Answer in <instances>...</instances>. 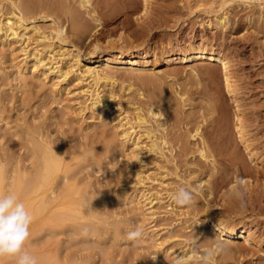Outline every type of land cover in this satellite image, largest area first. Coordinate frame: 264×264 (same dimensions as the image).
Listing matches in <instances>:
<instances>
[{
  "label": "rangeland",
  "instance_id": "1",
  "mask_svg": "<svg viewBox=\"0 0 264 264\" xmlns=\"http://www.w3.org/2000/svg\"><path fill=\"white\" fill-rule=\"evenodd\" d=\"M38 1L56 6L53 11L37 8L28 15L51 38L37 42L33 35L26 51L37 47L44 53L53 48L54 52L67 49L75 54L73 43L87 51L97 43L102 49L112 43L149 48L155 55L149 57L148 66L139 69L90 63L107 69L104 72L115 83L102 82L96 87L87 79L78 80L75 73L58 82L53 75L43 79L30 69L20 71L16 65L25 56V44L0 40V169L4 184L22 173L25 180L38 177L45 146L50 145L61 161L45 196L49 194L45 200L53 203L46 202L50 206L44 214L43 210L37 218L33 215L24 250L38 264H168L165 258L171 264L184 252L196 257L188 264H197L199 256L187 246L195 230L201 251L216 241L226 244L228 251L213 264H264V0H150L148 9L143 0H89L86 6L83 0H31V5ZM11 9L10 0H0L1 19ZM45 13L52 17L43 18ZM74 13L90 26V37L84 41L72 29ZM222 13L227 15L225 26L216 18ZM59 25H64L71 43L60 45L52 37L53 28ZM191 42L214 45L231 60L232 74L244 93L245 123L257 157L244 149L234 130L231 98L223 86L220 66L180 58L166 63L161 56L162 51H174ZM95 87L104 99L116 93V106L95 107L91 95ZM136 107L142 109L146 125L160 141H167L161 144L163 154L146 152L137 158L124 146L114 118L120 112L134 122ZM150 110L160 115L153 117ZM197 128L205 140L200 135L193 137ZM136 172L142 174L143 185L135 184ZM236 177L251 178L250 188H243V208L232 196ZM10 185H4L5 194L10 193ZM180 187L196 190L193 205H174L171 197ZM140 192L143 198L153 199L155 217L146 210L150 205L144 206ZM91 200L90 207L82 208ZM67 203L74 204L70 207L75 213ZM210 212L252 227L257 243L220 236ZM49 214L56 217L52 223H48ZM84 228L87 235L82 234ZM136 228L143 230V238L127 241V232ZM155 254V261L148 258ZM0 264L15 262L4 258Z\"/></svg>",
  "mask_w": 264,
  "mask_h": 264
},
{
  "label": "bare ground",
  "instance_id": "2",
  "mask_svg": "<svg viewBox=\"0 0 264 264\" xmlns=\"http://www.w3.org/2000/svg\"><path fill=\"white\" fill-rule=\"evenodd\" d=\"M149 1L150 0H143V2L145 4L144 5L145 9L146 8L148 9L147 6L149 4ZM241 1L242 2L243 1L248 2L250 0H241ZM86 3L89 4V0H83L82 1V4L85 6L88 5ZM223 3H224V1H223ZM249 4H250V2H249ZM10 5H11L12 9L9 12L7 11L6 14H4L3 19H1L2 15L0 16V40H2V42L5 41V42H9V43H12L11 41L23 42L25 44V46H23L22 50L23 51L25 50V52H24L25 56H24L22 61L17 63V65H16L17 69L20 71L30 69V70H32L33 74L37 75L39 73V76H41V77L43 76V79H47L50 75H53L54 76L53 78L55 80H57L58 82H61V81H65L70 74L75 73L78 80L84 82V80L87 79V80H89L88 83H94V85L96 87L99 85V83H102V82H106V83L109 82V83H112L114 85L115 83L113 81V77L110 76L109 74H107L106 72H104L107 69L104 70L103 68H98V66H93L90 63L101 62L102 65L106 66V68L129 66V68H132V69H139V68H142V67L144 68V67L148 66L147 64L149 61V57H151L152 54L155 55V53H154L155 51H151L149 48L148 49H142V48H137V47H127V48H125L123 46L117 47L115 44H112V43L110 45L108 44L109 46H107L106 48H103V49L97 43L94 46H92L93 49H89L88 51L79 49L78 44L73 43L72 44V48H74L73 50H77V52L75 54L71 53V51H68L67 49L62 51V52H56V51L54 52L53 48L51 50H49V53H44L42 49H38L37 47H34V51H32V52L26 51L25 47L29 46V42L32 39L33 35L35 36V38H37V42L38 41L46 42V41L50 40V38H51V37H49V35L46 34V32L44 30L41 31V29L37 25L32 23V22H35L34 21L35 17H32V16L29 17L28 15L31 13L33 15L34 10H36L37 8H39L41 10L42 9H44V10L50 9L49 11H53L54 7L56 8V6L54 4H52V2L48 3V2H44V1H43V3H42V1H38V3L36 5H35V3H34V5L33 4L31 5V0H30V2L26 1V0H18V1L10 0ZM51 8H52V10H51ZM83 8H84V6H83ZM49 11H47V12H49ZM78 13H80V12H78ZM71 16H72L71 17L72 18L71 19L72 20V29L75 30L76 34H78L77 35L78 39H80V41H84L85 39L90 37L89 31H88V29H89L88 27H90V26L86 23L87 21L85 22L83 19H81V16H79L78 14H75V13ZM46 17L50 18L52 16L49 15L48 13H45L43 18H46ZM216 18H217V22L221 26H225V24L227 23L226 22L227 15L225 13L217 15ZM30 20H31V22H29ZM96 20H98V19H96ZM89 30H91V29H89ZM51 34H52V37L57 39V41L59 42L60 45H62V44L64 45L66 43H71V40L68 38V34H67V31L65 30L64 25H59L58 27H54ZM72 38H74V37H72ZM49 47H51V46H49ZM56 55H57L58 59H57ZM161 56L164 58V61H166V63L173 62V60L180 58L183 61L207 60L210 63H215L216 65L220 66L221 70L224 72L223 86L231 98L230 104H232L231 105L232 113L230 116V120L233 123L234 130L239 135L241 142L244 145V149H246L251 156L257 157L256 146L250 138L249 129L247 128V124L245 123V114L246 113H245V108H244V105H245L244 104V97H243L244 93L242 95V92H240L237 79L232 74L233 73V71H232L233 65L231 63V60L228 58V55H226L221 50H219L217 47H215L214 45H211L209 43L202 42V43H199L198 45H194L191 42V43H188V44L184 45L183 47H180L179 49L174 50V51L173 50L162 51ZM83 61H86V62H84L82 64ZM30 63H31V65H30ZM96 87H95V89L91 90L92 91L91 95H92V98L94 100L93 103L95 104V107H99V110H100L103 106H106L108 104V105H111L112 108H114L116 106L115 99L117 97V94L111 93L110 96H108L106 99H104V98H102V96H100V91L98 89H96ZM161 87L160 88L157 87V88L161 89ZM161 93L163 94V92H161ZM138 94H139V96L140 95L142 96V93H138ZM124 103H125V101H124ZM135 109H137V112H136V117H135L134 122L131 121L130 119H128L127 116H122V113H120V112H119V114L117 113V115L114 118L116 120L114 127L119 129V131L121 132L122 139H123V142L125 144L124 146H128V148L130 149L131 156L137 157V158L141 155H144L146 152L153 153L154 146L156 147V149H158V151H156L155 154H157V155L163 154V148H162L161 144L163 142L166 143L167 141L166 140L160 141V137L155 133V131L151 128V126L149 127L146 125L148 123V121L145 118V116L141 114L142 109L137 108V107ZM216 109H218V108H216ZM150 112H151V115H153V117L160 115V113L152 111V110H150ZM100 115L101 116L103 115V110H101ZM158 126H159V124H158ZM159 128H160V126H159ZM212 131H213V129H212ZM196 135H200L201 136L200 138L202 140H205L204 139L205 137L201 133V131H199V128L196 129V132H195V134H193V137ZM142 136H144V138L147 140L145 141L144 138L142 139ZM213 139H214V137H212L208 140L210 142ZM209 142L207 141L206 144L212 145L213 142L212 143H209ZM38 144H39V142L37 143V145ZM49 146H45L44 150L41 149L42 154H41V157L39 158L40 159L39 160L40 166L38 167L39 171L38 170L36 171V173H39V176L36 177V175H35L36 178L32 177L31 179L25 180L26 175H24L22 173V174H19L20 176L16 177L14 180H12V182L10 181L9 183L4 184L3 173L1 170L3 168L0 167L1 168L0 169V195H7L8 192H6V194H5L3 188H4V185L8 186L11 183V185H10L11 188L9 186V188L11 189L10 193L15 194L18 198H21L22 202L24 203L25 207L28 209L30 214L32 216L36 215V218H37L38 214L41 215L43 210H44V212L42 214H44L46 207L48 209V206H50L53 203V202L51 203L50 201H52V200H50L49 201L50 205H46L48 203V201H46V200L50 196L48 194L47 195L48 197H45L46 191H49L47 189L49 187V184L51 182L52 177L56 173H58L59 170L61 169V161L57 157L58 154H54L52 152V150L49 148ZM215 147H217V146H215ZM215 147H213V148H215ZM199 152H200L201 156L204 158V156H205L204 155V152H205L204 149L203 148L199 149ZM141 175L139 172H136L135 184L136 183L140 184L143 182L144 179H142ZM240 180L243 181L244 187L246 186L247 188H250L251 178H249V177L244 178L243 177ZM236 182H237V180H236ZM142 185H143V183H142ZM231 189H232V186H231ZM51 190L54 192L53 189H51ZM61 190H62V188H61ZM250 191H251V189H250ZM140 193L139 194H140L141 198H143L145 196L144 193H142V192H140ZM137 195L138 194L135 193V197ZM69 196H71V195H69ZM252 196H254V195H252ZM45 198H47V199L45 200ZM143 201H144L143 204L145 207L148 204L150 205L149 207L146 208L147 211L149 209V214L152 215V216L151 215L150 216L155 217L156 212L152 209L153 199H151V198L149 199V197H145V198H143ZM257 202H258V200H257ZM68 205H69V207L74 206V204H72V205L68 204ZM65 206H66V204H65ZM69 209L72 210V212L74 211L73 210L74 208L70 207ZM70 210L68 212H70ZM55 213H57V212H55ZM55 213H52V214H55ZM74 213H75V211H74ZM60 215L64 216L65 214L61 213ZM49 216H50V214H49ZM91 216H93V214ZM57 217H60V216L58 215ZM209 217H210V220L212 221V226H213L214 230L218 231V234L220 236H229L231 238L244 239V242L247 244H251L252 242L257 241L256 232L252 230V227H249L243 223L228 222L225 219H223L220 215L215 214V213H211V212H210ZM49 218L51 220V219H55L56 217L51 218V216H50ZM49 218L46 217V220ZM66 219H65V222H66ZM46 220H45V223L47 222ZM54 221H56V220H54ZM48 223H52V220H51V222L48 221ZM182 255L186 258V260L188 262L193 260L194 258H196L195 255L192 253H185L184 252ZM158 263L160 264L161 262L159 261Z\"/></svg>",
  "mask_w": 264,
  "mask_h": 264
},
{
  "label": "clouds",
  "instance_id": "3",
  "mask_svg": "<svg viewBox=\"0 0 264 264\" xmlns=\"http://www.w3.org/2000/svg\"><path fill=\"white\" fill-rule=\"evenodd\" d=\"M158 151L154 146L153 154ZM243 181L238 179L232 185V196L240 202V207L246 203V193L243 190ZM99 194V193H98ZM97 194V195H98ZM196 190L180 187L172 195L171 199L177 207H189L195 203ZM91 201H85L82 208H88ZM33 222V216L30 214L24 203L12 193L0 195V259H12L15 264H38V260L30 252L24 250L25 242L30 236V225ZM83 235L88 234V229H83ZM144 236L141 228L130 230L126 234L127 241L137 242ZM200 238L195 234L187 242L189 249L199 256L197 264H213V261L224 255L228 249L223 241H216L210 247L200 250ZM157 254L149 256L153 261L156 260ZM169 264V260L165 258ZM171 264H188V261L182 254L176 255Z\"/></svg>",
  "mask_w": 264,
  "mask_h": 264
}]
</instances>
